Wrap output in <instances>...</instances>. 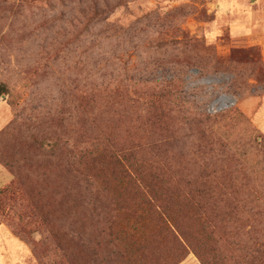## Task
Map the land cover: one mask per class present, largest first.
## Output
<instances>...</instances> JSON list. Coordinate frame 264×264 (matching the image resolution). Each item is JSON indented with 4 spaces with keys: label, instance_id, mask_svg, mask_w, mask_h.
I'll list each match as a JSON object with an SVG mask.
<instances>
[{
    "label": "rangeland",
    "instance_id": "1",
    "mask_svg": "<svg viewBox=\"0 0 264 264\" xmlns=\"http://www.w3.org/2000/svg\"><path fill=\"white\" fill-rule=\"evenodd\" d=\"M0 81V192H27L0 209V264H202L160 237L151 197L124 179L138 161L207 264L264 258V0H0ZM82 123L142 148L119 165Z\"/></svg>",
    "mask_w": 264,
    "mask_h": 264
},
{
    "label": "trees",
    "instance_id": "2",
    "mask_svg": "<svg viewBox=\"0 0 264 264\" xmlns=\"http://www.w3.org/2000/svg\"><path fill=\"white\" fill-rule=\"evenodd\" d=\"M9 93H10V87L8 83L0 81V98L5 95H8ZM81 104L83 107H86L85 101L82 100ZM148 120L151 122V124L154 127H156L162 133V136L164 137L168 136L172 131L171 121L168 120L167 114L165 113V111H163V108L161 106L155 105V103H153L151 106V112L148 116ZM10 122L11 120L3 128L0 129V133L4 129H6V127L9 125ZM59 123L60 125L62 124V122ZM94 123L96 124L95 121ZM78 136L87 137L88 139L90 138L91 140L98 139V140L106 141L111 148L110 150L112 157L119 165H121V162L123 160L126 162H131V160L134 158V154L140 148H142L141 143H139L138 141H135L133 139H125V140L118 139L115 135L109 133L107 129L104 127H100L98 133H93V135L89 137V134L87 133L85 127L83 126V123L82 126L80 127V132L78 133ZM143 147L145 148L146 144L143 145ZM142 162L143 161H138L137 165L136 163L130 164L128 167L132 170V173L126 175L124 179H126V181H128L129 184L135 187L142 186V188H144L146 193L151 197V199H146L144 204H148V206L150 207V213H154L152 216L150 215V217L154 219L155 222V223L153 222L154 227L157 230H159L160 237L164 234L170 235L171 238H174L175 240L178 239L179 236L182 237L183 240L186 241V243H188L192 247L193 253H195L198 256V259L202 262V264H207L202 257L203 255L200 251L201 245L199 240L198 242H196L195 241L196 238L194 239L192 237L187 236V231L185 229H181V225L177 220V218L171 214H169L168 216L167 212H164L162 210V206L157 203L159 196L157 195V192H155L154 185L156 182L160 181L161 173L151 174L146 180H144L140 172V168L143 170ZM7 165L10 166L9 164ZM121 167H122L121 172L123 176L126 172V169L124 168V166ZM148 167L149 166H144V170L148 169ZM21 184L22 183L20 180L14 179L12 183L6 184L1 188L3 190L0 192V209L3 211L4 215L7 214V211L9 210L8 208L13 206L14 201H16L17 198L23 199L27 195L25 189L21 188ZM187 185L190 186L191 181H187ZM11 201H13L12 205H11ZM157 208L160 210L158 211ZM211 223L212 222H210V224ZM215 224L217 227L219 226L217 223ZM189 228L192 229L193 233H195L196 235L198 234L197 231L192 226L189 225ZM16 231L18 233V236L23 239L24 238L23 233H21V231L18 229H16ZM180 237H179V241L181 240ZM30 242L33 248L35 249V242L34 241H30ZM132 242L133 241H131L130 244L125 245L126 250L132 244ZM149 244H150V237L144 236V239L141 240L142 247L140 251H142V255H144L145 251L147 250L149 254L153 253L151 250H149ZM255 248H257L255 257H264V240L261 243L259 242L257 245H255ZM114 255L122 257L124 254L123 251H118L114 253ZM147 256L149 257V255H145V257ZM186 258L187 257H184V259L178 264H181ZM256 264H264V258L257 260Z\"/></svg>",
    "mask_w": 264,
    "mask_h": 264
},
{
    "label": "crops",
    "instance_id": "3",
    "mask_svg": "<svg viewBox=\"0 0 264 264\" xmlns=\"http://www.w3.org/2000/svg\"><path fill=\"white\" fill-rule=\"evenodd\" d=\"M0 109H2V112H4L3 114L0 113V129H1L11 120L12 111H11L10 107L2 101H0ZM3 115H6V117H3ZM190 259H191V257H187L181 264H186ZM195 264H197V263L195 262Z\"/></svg>",
    "mask_w": 264,
    "mask_h": 264
}]
</instances>
